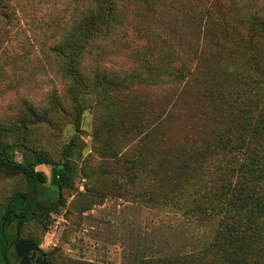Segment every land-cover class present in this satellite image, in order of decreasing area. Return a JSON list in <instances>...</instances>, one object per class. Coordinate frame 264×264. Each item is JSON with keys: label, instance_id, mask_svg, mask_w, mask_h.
<instances>
[{"label": "rangeland", "instance_id": "374dc122", "mask_svg": "<svg viewBox=\"0 0 264 264\" xmlns=\"http://www.w3.org/2000/svg\"><path fill=\"white\" fill-rule=\"evenodd\" d=\"M1 1L8 7L0 8V143L14 146L17 158L16 146L23 145L57 162L69 140L74 141L69 157L74 168L73 186L62 194L64 206L40 222L27 223L19 238L33 240L48 264H133V259L162 258L168 254L172 255L173 264H194L203 244L217 235L230 251L244 246L247 260L257 256V261H251L264 264V237L260 236L255 244L246 239L248 224L264 228L261 216L249 217V223L245 217L248 226L242 229L226 226L221 230L214 220L204 228L193 230L183 226L180 211L165 212L158 208L164 196L176 189L171 181L160 180L161 172L171 171L179 164L184 166L178 169L181 186L202 182L207 187L213 176L220 175L230 176L235 186L240 178L237 167L230 168L246 158L241 155L229 158L224 153L236 152L218 151L211 132L206 129L210 124L199 119L197 110L202 104L210 108L208 104L226 91L240 86L254 87L242 59L233 53L222 65L206 64L204 69L194 72L185 86L191 97L183 95L171 119L140 141L126 138L136 125L134 107L141 106V100L157 102L162 93L158 87H136L125 96L111 91L82 94L77 106L79 130L74 132L75 106L66 96L68 84L60 76L55 60L40 49L51 42L48 23L60 20L64 14L68 17L72 8L59 0H42L40 5L27 7L29 13L21 14L12 0ZM135 5L127 6L128 16L132 12L142 16L141 8H132ZM85 7L86 0L75 10L83 11ZM118 46L108 42L92 53L101 55L100 64L108 70L122 72L137 68ZM184 50L190 52V45L186 43ZM85 64L91 65L90 57ZM261 87L264 94V85ZM196 91L205 93L202 101L195 99ZM28 108L34 109L37 117L33 123L24 125L22 115ZM245 111L250 118L235 119H251L249 153H264V122L258 118L257 104L247 105ZM127 122L130 125L126 132L121 126ZM226 126L234 130L233 125ZM192 139L197 140L196 145ZM151 162L162 167L149 171ZM36 170L50 178L51 166L41 165ZM24 186L22 177L0 172V218L8 198L24 190ZM216 191L215 187L210 190L212 195ZM183 231L189 238L197 237V241L186 246L188 239ZM230 238L234 239L233 244ZM181 250L188 254L189 260H179ZM204 257L208 264L223 263L216 251Z\"/></svg>", "mask_w": 264, "mask_h": 264}, {"label": "trees", "instance_id": "16d2710c", "mask_svg": "<svg viewBox=\"0 0 264 264\" xmlns=\"http://www.w3.org/2000/svg\"><path fill=\"white\" fill-rule=\"evenodd\" d=\"M41 1L12 0V4L19 7V13L27 14V7L40 5ZM59 1L73 11L68 17L64 14L60 20L48 23L51 42L46 46L41 45L40 49L55 60L60 76L68 84L66 96L75 106L74 132L79 130L80 111L77 106L82 94L111 91L125 96L136 87H158L162 93L157 102L152 104L149 100H141V106L134 107L136 119L133 123L136 125L132 128L134 132L130 131L126 138L132 140L134 137L140 141L158 129L162 122L171 119L182 96L189 94L185 86L194 72L204 69L206 64L222 65L233 53L242 59L247 77L255 88L240 86L234 91H226L208 104L210 108L202 104L197 110L199 119L210 124L206 129L211 132L218 151L236 152L224 153L229 158L236 155L246 158L238 166L234 164L230 168L234 170L237 167L240 178L235 186H232L230 176L222 175L213 176L207 187L202 182L181 186L178 169L184 166L179 164L171 171L161 172L160 180L171 181L176 189L164 196L158 208L165 212L180 211L183 226L193 230L204 228L214 220L221 230L226 226L242 229L249 225L246 239L252 244L258 243L256 240L264 237V228L253 223L247 225L245 221L249 223L247 219L257 215L264 219V153H249L251 119L235 117L250 118L245 108L257 104L258 118L264 122V94L261 87L264 85V0H169L166 6H163L166 0H86L83 11L75 9L85 0ZM130 4H136L132 8H141L142 16L136 12L128 16L127 6ZM6 7L8 5L1 1L0 8L4 10ZM128 35L131 36L130 40L127 39ZM108 42L119 45L118 49L127 53L137 68L121 72L102 66L101 55L92 51ZM186 43L191 47L188 53L184 50ZM88 57L91 59L89 66L85 64ZM83 65L91 70L84 69ZM198 92L195 99L201 100L205 93ZM26 112L22 115L24 125L33 123L37 117L32 108ZM226 124L233 125L234 130ZM129 125L130 122H127L121 129L127 132ZM262 128L264 132V126ZM232 139L234 143H231ZM196 141L191 140L193 145H196ZM73 142L69 140L57 162L23 145L16 146L19 153L17 158L14 146L0 143V172L22 177L25 185L24 190L16 191L8 198L0 218V264L9 261L12 244L22 240L19 234L27 223L40 222L64 206L62 194L72 188L74 179V168L69 160ZM41 165L51 166L49 179L44 172L36 170ZM149 167V171H155L162 165L151 162ZM215 183L217 185L213 186ZM46 184L51 188H47ZM213 187L217 188L216 195L210 192ZM154 203L156 206V201ZM211 238L209 243L203 244L200 257L197 256L194 264H208L209 260L204 256L210 251L220 254L222 264H254L251 259L257 261V256L246 259L248 254L244 246L230 251L217 235ZM187 239L186 246L197 241V237L187 236ZM24 240L35 244L33 240ZM233 241L230 238L231 244ZM178 254L182 262L189 260L185 251L181 250ZM171 256L138 258L132 262L170 264L174 261Z\"/></svg>", "mask_w": 264, "mask_h": 264}, {"label": "water", "instance_id": "95a60500", "mask_svg": "<svg viewBox=\"0 0 264 264\" xmlns=\"http://www.w3.org/2000/svg\"><path fill=\"white\" fill-rule=\"evenodd\" d=\"M13 248L16 252V255L21 258V261H26L27 253L32 250H37L39 253V248L34 246L33 243L25 240H20L13 245ZM35 264H47V262H43L42 259L39 257L36 258Z\"/></svg>", "mask_w": 264, "mask_h": 264}, {"label": "flooded vegetation", "instance_id": "af4514ba", "mask_svg": "<svg viewBox=\"0 0 264 264\" xmlns=\"http://www.w3.org/2000/svg\"><path fill=\"white\" fill-rule=\"evenodd\" d=\"M20 241V240H19ZM18 242V241H17ZM16 243V242H15ZM13 243L12 244V250H11V257L9 256V261L7 262V264H35V260L37 257L40 256V258L42 259L43 262H46L45 259H44V256L43 254L41 253V251L38 253L37 250H32L30 252L27 253V258H26V261H21V258L18 257L16 255V252L13 248V245L15 244ZM34 246H37L35 244H33ZM38 247V246H37Z\"/></svg>", "mask_w": 264, "mask_h": 264}]
</instances>
